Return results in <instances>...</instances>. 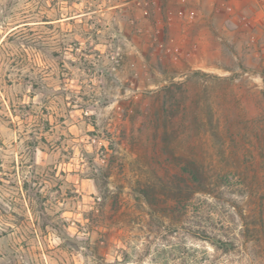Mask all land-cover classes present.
Listing matches in <instances>:
<instances>
[{"label":"rangeland","instance_id":"374dc122","mask_svg":"<svg viewBox=\"0 0 264 264\" xmlns=\"http://www.w3.org/2000/svg\"><path fill=\"white\" fill-rule=\"evenodd\" d=\"M0 264H264V0H0Z\"/></svg>","mask_w":264,"mask_h":264},{"label":"trees","instance_id":"16d2710c","mask_svg":"<svg viewBox=\"0 0 264 264\" xmlns=\"http://www.w3.org/2000/svg\"><path fill=\"white\" fill-rule=\"evenodd\" d=\"M211 239H213L215 243L222 241L220 238H215V237H211ZM222 243L226 244L228 249L229 248L231 249L234 246L232 239H228L227 241H222Z\"/></svg>","mask_w":264,"mask_h":264}]
</instances>
